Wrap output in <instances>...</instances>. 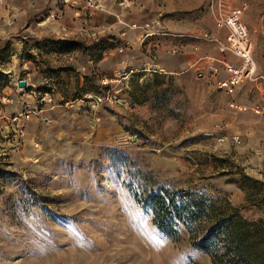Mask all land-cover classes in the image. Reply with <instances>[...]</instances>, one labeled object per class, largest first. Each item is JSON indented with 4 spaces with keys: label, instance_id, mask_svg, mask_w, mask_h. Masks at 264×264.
<instances>
[{
    "label": "rangeland",
    "instance_id": "rangeland-1",
    "mask_svg": "<svg viewBox=\"0 0 264 264\" xmlns=\"http://www.w3.org/2000/svg\"><path fill=\"white\" fill-rule=\"evenodd\" d=\"M13 1L0 0V264H212L190 232L173 238L154 224L144 198L160 188L198 192L264 221V0H227L247 4L256 65V77L230 92L219 82L240 58L220 49L227 31L215 27L210 0L115 3L138 20L134 28L168 32L174 19L182 40L197 45L186 72L116 74L122 92L94 69L108 71L102 51L124 40L22 36Z\"/></svg>",
    "mask_w": 264,
    "mask_h": 264
},
{
    "label": "crops",
    "instance_id": "crops-1",
    "mask_svg": "<svg viewBox=\"0 0 264 264\" xmlns=\"http://www.w3.org/2000/svg\"><path fill=\"white\" fill-rule=\"evenodd\" d=\"M56 1L50 0L47 4L45 0L13 1L12 23L14 28L20 31L22 36L27 35L26 32L30 31L35 33L34 36L38 38L51 34L55 35L51 37L56 38L63 36L80 38L86 34L99 38L106 34L120 37L125 41V46L102 51V61L106 60V53H108L109 59H112L108 71L100 69V63H97L96 69H94L99 83H102L106 78L105 80L110 86L109 89L112 91L122 92L127 86L120 79H116V74H122L123 76L120 78L123 79L128 75V72L138 71V68L180 74L188 71L197 62V45L194 42L186 43L182 40V34L173 26L174 19L167 23L172 24V27H169L170 31L146 33L149 26L147 23L142 25L141 29L134 28L131 25L137 24L138 20L124 17L122 13H118L114 9L116 2H118L117 4L126 2L127 5L129 3L138 5V0H92L94 3L92 7L98 3L96 10L89 8L88 0H66L62 9L61 6H57ZM86 9L88 10L87 16L85 15ZM122 24L129 27L123 29ZM119 82L121 84H118Z\"/></svg>",
    "mask_w": 264,
    "mask_h": 264
},
{
    "label": "trees",
    "instance_id": "trees-1",
    "mask_svg": "<svg viewBox=\"0 0 264 264\" xmlns=\"http://www.w3.org/2000/svg\"><path fill=\"white\" fill-rule=\"evenodd\" d=\"M49 40L70 44L68 39ZM144 199L158 229L173 238L182 228L190 232L192 245L209 254L212 264H264L263 220L248 221L227 202L189 190L160 188Z\"/></svg>",
    "mask_w": 264,
    "mask_h": 264
},
{
    "label": "built area",
    "instance_id": "built-area-1",
    "mask_svg": "<svg viewBox=\"0 0 264 264\" xmlns=\"http://www.w3.org/2000/svg\"><path fill=\"white\" fill-rule=\"evenodd\" d=\"M89 6H94L92 0H88ZM210 13L215 27L227 31L225 43H221V50H229L240 58L237 66L225 64L227 77L219 82L221 88L231 91L232 88L245 78L256 77V65L252 57V41L242 16L247 4L230 6L227 0H210ZM132 27H135L132 24ZM217 67L213 60L207 63V72L215 73ZM106 84L107 81L102 82Z\"/></svg>",
    "mask_w": 264,
    "mask_h": 264
},
{
    "label": "water",
    "instance_id": "water-1",
    "mask_svg": "<svg viewBox=\"0 0 264 264\" xmlns=\"http://www.w3.org/2000/svg\"><path fill=\"white\" fill-rule=\"evenodd\" d=\"M17 84L19 87H26L27 83L26 80L23 78L18 79ZM121 101H124L123 99H120Z\"/></svg>",
    "mask_w": 264,
    "mask_h": 264
}]
</instances>
